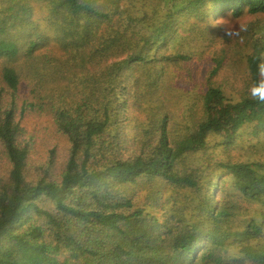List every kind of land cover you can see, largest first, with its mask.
<instances>
[{
  "label": "trees",
  "instance_id": "1",
  "mask_svg": "<svg viewBox=\"0 0 264 264\" xmlns=\"http://www.w3.org/2000/svg\"><path fill=\"white\" fill-rule=\"evenodd\" d=\"M259 13L264 0H0V264H264L261 222L235 209L264 196V173L197 157L212 133L264 130V104L213 79L226 49L203 80L192 59L222 35L214 20Z\"/></svg>",
  "mask_w": 264,
  "mask_h": 264
},
{
  "label": "rangeland",
  "instance_id": "2",
  "mask_svg": "<svg viewBox=\"0 0 264 264\" xmlns=\"http://www.w3.org/2000/svg\"><path fill=\"white\" fill-rule=\"evenodd\" d=\"M33 15L41 18L42 12L38 7L34 6ZM214 14L210 17L213 19ZM222 27V37L206 42H198V47L193 50V64L196 68L195 79L203 80L206 72V67L211 66L209 61V50H219L222 54L226 49V58H224L223 65L219 68L214 80L219 81L227 79L232 82L237 89L247 88L250 83L248 77L246 55L251 51L252 35H260L264 37V13L259 14H245L239 18L219 19L214 20ZM240 25H246L245 29H241ZM230 33V34H229ZM223 35H227L224 37ZM261 57H264V53ZM208 64V65H207ZM184 89L187 84H184ZM235 96V95H234ZM237 97V96H236ZM184 109L187 111L191 106V99H186L183 102ZM176 109L175 105L173 106ZM45 117H29L27 126L33 128L36 125H43L47 122ZM39 147V146H38ZM198 162L200 164L205 158L210 157L211 160L223 161L229 163H237L239 161L253 162L256 168L264 173V130L258 133H251L249 131L239 132L231 141H227L224 134H214L209 138L208 146L204 152L198 154ZM215 168V167H214ZM225 173L219 169L212 170L211 175L222 176ZM220 174V175H219ZM185 193V191L182 190ZM139 203H142L145 192H140ZM138 194V195H139ZM235 209L239 211V222L242 224L244 220L255 218L261 224L260 236L255 242L264 241V196L259 199H249L243 196H238L235 200ZM237 219V217H236ZM238 222V223H239ZM245 224V223H244ZM225 256H236L237 248L234 245L228 246ZM244 264H258L247 261Z\"/></svg>",
  "mask_w": 264,
  "mask_h": 264
},
{
  "label": "clouds",
  "instance_id": "3",
  "mask_svg": "<svg viewBox=\"0 0 264 264\" xmlns=\"http://www.w3.org/2000/svg\"><path fill=\"white\" fill-rule=\"evenodd\" d=\"M245 27L246 25H240L242 30ZM256 69L257 75L248 85V97L253 101L264 104V57L259 58Z\"/></svg>",
  "mask_w": 264,
  "mask_h": 264
}]
</instances>
